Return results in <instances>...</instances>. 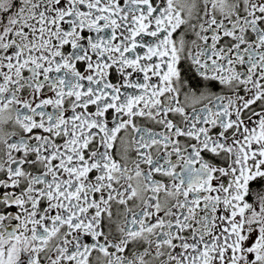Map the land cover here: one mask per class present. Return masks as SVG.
<instances>
[{"label": "snow or ice", "instance_id": "snow-or-ice-1", "mask_svg": "<svg viewBox=\"0 0 264 264\" xmlns=\"http://www.w3.org/2000/svg\"><path fill=\"white\" fill-rule=\"evenodd\" d=\"M0 264H264V0H0Z\"/></svg>", "mask_w": 264, "mask_h": 264}]
</instances>
